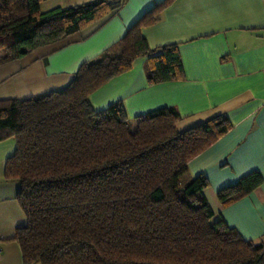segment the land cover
I'll use <instances>...</instances> for the list:
<instances>
[{
    "label": "trees",
    "instance_id": "1",
    "mask_svg": "<svg viewBox=\"0 0 264 264\" xmlns=\"http://www.w3.org/2000/svg\"><path fill=\"white\" fill-rule=\"evenodd\" d=\"M173 0L144 12L97 57L83 61L64 88L0 100V140L13 136L5 176L19 183L26 224L15 231L23 264H264V244L245 239L203 190L188 162L231 127L217 115L176 128L174 107L129 120L120 101L103 110L89 96L146 57L147 81L184 77L177 44L147 46L143 26ZM126 0H92L41 9V0H0V62L75 33ZM263 182L257 170L221 188L223 205Z\"/></svg>",
    "mask_w": 264,
    "mask_h": 264
},
{
    "label": "crops",
    "instance_id": "2",
    "mask_svg": "<svg viewBox=\"0 0 264 264\" xmlns=\"http://www.w3.org/2000/svg\"><path fill=\"white\" fill-rule=\"evenodd\" d=\"M88 1L41 0L40 5L48 10ZM160 1L126 0L75 33L0 62V100L66 87L83 61L118 41ZM141 34L150 49L177 44L184 77L151 84L146 57H138L129 70L90 94V104L103 110L120 101L129 120L174 107L179 131L227 116L230 129L188 162V172L206 176L203 194L215 217L221 215L243 238L264 244V0H173ZM14 147L13 136L0 140V264H23L15 231L26 217L16 198L19 183L5 176V160ZM254 170L263 182L223 205L217 192Z\"/></svg>",
    "mask_w": 264,
    "mask_h": 264
},
{
    "label": "built area",
    "instance_id": "3",
    "mask_svg": "<svg viewBox=\"0 0 264 264\" xmlns=\"http://www.w3.org/2000/svg\"><path fill=\"white\" fill-rule=\"evenodd\" d=\"M0 251H1V242H0Z\"/></svg>",
    "mask_w": 264,
    "mask_h": 264
}]
</instances>
